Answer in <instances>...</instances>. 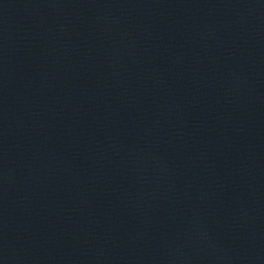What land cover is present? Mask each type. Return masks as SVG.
<instances>
[{
	"label": "water",
	"instance_id": "water-1",
	"mask_svg": "<svg viewBox=\"0 0 264 264\" xmlns=\"http://www.w3.org/2000/svg\"><path fill=\"white\" fill-rule=\"evenodd\" d=\"M0 264H264V0H0Z\"/></svg>",
	"mask_w": 264,
	"mask_h": 264
}]
</instances>
